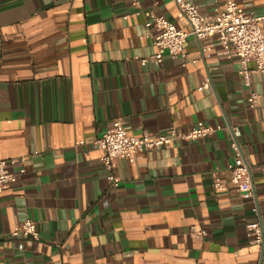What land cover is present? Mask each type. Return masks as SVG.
<instances>
[{
    "label": "crops",
    "instance_id": "crops-1",
    "mask_svg": "<svg viewBox=\"0 0 264 264\" xmlns=\"http://www.w3.org/2000/svg\"><path fill=\"white\" fill-rule=\"evenodd\" d=\"M237 2L264 16V0ZM196 3L212 17L222 0ZM146 13L188 31L173 0H0V161H17L0 193V264H264V240L250 246L245 231L259 220L264 232V73L247 89L215 38L192 36L194 66L141 64L156 53ZM118 119L134 137L219 129L115 159L113 189L92 141ZM229 128L250 169L247 201L230 184ZM25 220L38 240L10 237Z\"/></svg>",
    "mask_w": 264,
    "mask_h": 264
},
{
    "label": "built area",
    "instance_id": "built-area-1",
    "mask_svg": "<svg viewBox=\"0 0 264 264\" xmlns=\"http://www.w3.org/2000/svg\"><path fill=\"white\" fill-rule=\"evenodd\" d=\"M178 11L188 27V31L176 29L175 26L163 17L146 13V29H155L157 34L153 38L156 53L147 59H140L141 64L151 61L160 64L163 58L181 59L182 66H194L198 61L191 59L186 53L184 45L187 37L192 36L198 41L215 38L219 46L218 56L226 59H235L238 75L242 78L244 87L250 88L252 75L264 73V16L254 17L247 15L243 8L238 5L237 0H222L220 7L216 9L212 17H203L199 13L196 0H173ZM137 4V2L135 1ZM147 37V36H146ZM207 51V50H206ZM209 56L207 55L206 58ZM209 81L202 82L198 91L208 90ZM247 105L255 109L258 105V95L249 92ZM219 129V128H218ZM218 129L197 123L184 135H178L174 130L165 135L153 137L151 134L143 133L140 137L128 134L125 123L118 119L112 124L110 130L92 141L93 146L102 153V168L106 172L108 184L117 189L120 180L113 174V161L123 159L133 163L135 154L150 152L162 147L176 144L180 140L197 141L206 139ZM231 133L230 148L234 153L232 162L227 166L230 174V184L235 186L240 197L244 200L253 198L254 187L250 175V169L242 154L237 141L238 130L229 128ZM81 145L83 142L80 143ZM16 160L0 161V193L10 184L14 183L15 175L12 174L7 165H14ZM214 190L222 188L218 178L214 177L212 182ZM253 211L258 215L257 207ZM248 245L261 247L264 240L263 227L259 220L245 225ZM204 236V232L196 234L198 239ZM13 239L38 240L36 225L31 220H25L20 229L10 234ZM22 246V242L19 243Z\"/></svg>",
    "mask_w": 264,
    "mask_h": 264
}]
</instances>
